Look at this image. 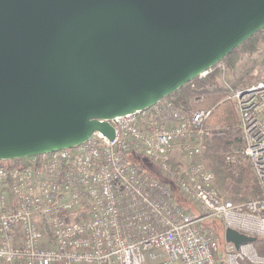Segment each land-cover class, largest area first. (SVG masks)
<instances>
[{
  "label": "built area",
  "instance_id": "1",
  "mask_svg": "<svg viewBox=\"0 0 264 264\" xmlns=\"http://www.w3.org/2000/svg\"><path fill=\"white\" fill-rule=\"evenodd\" d=\"M228 98L259 196L227 197L205 163L212 109L164 97L107 120L114 139L95 131L73 148L0 161V264H264L253 243L221 249L217 232L203 223L216 218L264 237V80ZM138 156L168 181L145 171Z\"/></svg>",
  "mask_w": 264,
  "mask_h": 264
},
{
  "label": "water",
  "instance_id": "2",
  "mask_svg": "<svg viewBox=\"0 0 264 264\" xmlns=\"http://www.w3.org/2000/svg\"><path fill=\"white\" fill-rule=\"evenodd\" d=\"M263 28L264 0H0V161L114 139L107 120L150 108Z\"/></svg>",
  "mask_w": 264,
  "mask_h": 264
},
{
  "label": "trees",
  "instance_id": "3",
  "mask_svg": "<svg viewBox=\"0 0 264 264\" xmlns=\"http://www.w3.org/2000/svg\"><path fill=\"white\" fill-rule=\"evenodd\" d=\"M260 44L264 45V28L244 41L220 62L228 64L235 73L234 78L229 80L233 87L238 88L245 84V80L252 70L264 63L263 49L262 62L258 59L247 60L242 64V69H234L238 65L236 62L241 55L257 51ZM220 63L215 65L206 76L196 77L167 97L176 104L187 108L212 109L209 126H212L213 131L205 159L215 173L217 184L226 192H232L231 199L247 201L259 196L261 187L249 158L243 154L245 139L239 114L231 102L232 100L226 99L228 96L227 88L218 80L220 71L218 65ZM201 97L203 100L196 102ZM139 165L143 167L140 163ZM157 176L168 181L160 174ZM253 244L259 254H264V237H258ZM244 264L254 263L247 260Z\"/></svg>",
  "mask_w": 264,
  "mask_h": 264
},
{
  "label": "rangeland",
  "instance_id": "4",
  "mask_svg": "<svg viewBox=\"0 0 264 264\" xmlns=\"http://www.w3.org/2000/svg\"><path fill=\"white\" fill-rule=\"evenodd\" d=\"M263 46H264L263 44H260V46L258 47L257 51L249 53V54L247 53V54L241 55L237 59V62L235 61L236 64H238V65H236L234 67V69L235 70L242 69L243 68L242 64H244L247 60H251L252 61V60L258 59L259 61L262 62V59H263L262 50L264 49ZM218 66H219V69H220V71L218 73V80L223 86H225L227 88L228 96H227L226 99H229L228 97H229V95H231L232 91L234 89H237V88L233 87L232 84L229 82V80H232L234 78L235 73L232 71V69L229 67V65L226 64L225 62L220 63ZM261 80H264V63L263 64L262 63L259 64L254 70H252V72L249 74V76L245 80V84H243V85H246V86L247 85H251V84L257 83V82H259ZM231 102L236 107L235 103L233 101H231ZM236 110H237V107H236ZM237 112H238V110H237ZM210 128H211V131H213L212 130V126H210ZM16 160L17 159H12L11 162L16 163L17 162ZM137 161H138V164L140 163L143 166L144 170L147 171L148 173H151L153 175H159L160 174V172L157 169V166L152 164L150 162V160L148 158H146L145 156H138L137 157ZM205 163L207 164L206 159H205ZM207 166L210 168V166L208 164H207ZM219 187H220V185H219ZM220 189L227 197L232 198L233 194H232L231 191L226 192L225 190H223L222 187H220ZM186 200H184V201L182 200L185 205H188V206L192 207V209L195 212H199V208L197 207V203L191 202L189 200H187L188 201L187 202ZM237 202H242V201H238L237 200ZM203 223H204L205 226L209 225L208 227L212 228L214 231L217 232V234H218V236L220 238L221 249H224L225 248V244H227L226 239H225L226 227L223 225L222 221L220 219H216V218H209V219L205 220Z\"/></svg>",
  "mask_w": 264,
  "mask_h": 264
}]
</instances>
